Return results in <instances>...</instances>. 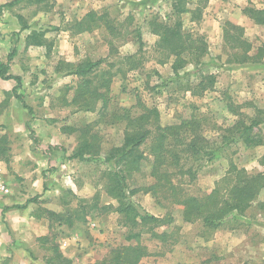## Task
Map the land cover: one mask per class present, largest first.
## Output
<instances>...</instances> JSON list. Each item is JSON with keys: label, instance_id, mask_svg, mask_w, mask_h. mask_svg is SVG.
I'll use <instances>...</instances> for the list:
<instances>
[{"label": "rangeland", "instance_id": "rangeland-1", "mask_svg": "<svg viewBox=\"0 0 264 264\" xmlns=\"http://www.w3.org/2000/svg\"><path fill=\"white\" fill-rule=\"evenodd\" d=\"M11 1L0 0V5ZM185 1L183 31L204 35L208 41L203 58L207 64L199 68L216 76L210 89L197 86L200 70L192 63L175 76L172 59L157 46L153 20L173 25L179 18L173 0H53L48 11L22 1L3 10L0 61H7L16 49L10 72L22 77L18 94L24 101L13 92L17 82L0 77V142L5 148L0 155V184L9 189L0 190V228H30L37 218L34 214L45 208L64 217H42L34 225L40 236L33 232L23 237L24 250L33 260L47 264L52 256L49 247L58 243L74 264H113L114 250L127 246L141 249L135 264H264V189L243 215L226 217L216 228L198 217L187 220L185 206L177 201L190 196L202 199L217 187L231 186L232 163L249 173L264 172L260 163L264 145H222L226 129L239 118L247 125L252 118L259 119L252 134L264 138V56L259 53L264 50V25L243 12L249 6L264 8V0ZM200 7L199 18L195 13ZM91 12L105 15L112 31L95 21L93 29L80 32L78 23ZM20 14L30 29L22 30ZM229 22L243 28V37L252 45L251 58L241 60L244 49L225 37ZM33 29L48 30L47 46L26 47ZM130 56L138 67L131 68ZM100 59L102 65L86 77L70 72L82 62ZM103 75L110 79L108 88L101 86ZM99 90L106 93V107ZM142 105L157 107L163 125L197 116L214 147H223L214 160L197 162L203 166L194 180L174 178L179 198H166V188L144 191L155 182L154 156L145 152L147 160L129 181V190H140L130 199L162 220L131 227L124 224L116 210L118 201L108 192L105 171L110 167L103 158L123 143L127 114H140ZM85 140L95 144V156L72 157ZM35 196L37 202L20 207ZM137 231L142 233L139 239H127ZM46 235L50 242L39 240ZM10 236L15 246L22 238L16 232Z\"/></svg>", "mask_w": 264, "mask_h": 264}, {"label": "trees", "instance_id": "trees-1", "mask_svg": "<svg viewBox=\"0 0 264 264\" xmlns=\"http://www.w3.org/2000/svg\"><path fill=\"white\" fill-rule=\"evenodd\" d=\"M25 1L31 5H35L38 10L48 11L51 9L53 0H13L11 2L0 5V17L3 10L7 7H13L16 4ZM175 15L179 17L172 25L169 22L153 20V32L159 36L157 46L166 51V56L172 59L171 67L175 76L180 75V71L189 63H192L195 68L199 69L200 82L202 90L213 88L216 83V76L213 74L204 73L200 66H205L207 63L203 60L208 53V41L204 35L196 33H185L183 31V21L181 15L188 11L185 0H173L172 3ZM203 8H199L195 13L199 18L202 15ZM243 12L249 16L254 22L264 25V8H256L254 6L245 7ZM22 25V30L30 29L24 15H18ZM95 21L99 24L105 23L108 30L113 29L110 22L106 21L105 15H98L96 12L89 13L84 21L78 23L79 31L93 29ZM235 29V31H232ZM47 29H33L26 37V47L30 46H47ZM242 27L227 23L225 28V37L235 40L234 47H242L244 54L241 60L251 58L249 52L252 48L251 43L246 40ZM260 56H264V50H260ZM16 55V49H13L7 58V61H0V77L4 80H15L17 82L13 89L14 94L18 99L23 100L22 95L18 94V89L22 86V77L10 72L11 61ZM131 68L138 67V61L133 57H128ZM240 60V61H241ZM104 62L103 59L98 61H85L74 68H71V73L86 77L92 73L98 66ZM197 69V70H198ZM190 72V71H189ZM197 73V72H195ZM109 78H102V87H109ZM89 82V81H87ZM196 86V87H197ZM190 88H194L191 83ZM189 88V89H190ZM104 92L99 90V99L104 98V107L107 106V99ZM236 112V111H235ZM237 114L238 113L237 111ZM129 119L123 143L112 147L104 155L103 161L109 165V169L105 171L109 178L108 192L118 201L116 210L122 216L124 224L136 227L138 225L147 226L158 223L162 219L155 215L143 211L140 206L131 201L130 197L137 193L140 189L134 188L129 190V181L133 178V171L139 170L148 154L154 156L153 161V184L143 187L144 191L158 192L166 188V198H179L173 180L175 177L189 176L191 180L197 177L200 166L197 164L200 159L212 161L217 156V153L223 146H229L237 142H242L248 147H256L264 145V138L253 135L252 132L261 121L257 118H252L250 125H247L242 118H239L235 125L226 129L222 136V147H214L210 139L204 134L201 119L197 116H192L189 119H184L179 123L163 125L161 123L160 111L157 107H149L142 105L141 113L131 116L127 114ZM146 148V151L143 149ZM97 150L95 144L85 140L83 144L72 155L74 158L85 159L86 154L95 156ZM101 152V143L99 140V156ZM5 153V148L0 142V155ZM260 163L264 166V155L260 159ZM231 186L228 188H216L213 192L202 199L195 196H190L184 199H178L185 206V215L187 220H193L195 217L201 218L205 224L211 227H218L226 217L238 219L239 215H243L252 205L253 201L259 196L264 189V172L249 173L245 168H239L235 164H231L229 174ZM38 196H35L20 206L27 208L30 203L37 202ZM103 208H111L105 205ZM4 208L3 211H5ZM46 214V216H45ZM37 218L49 217L51 220H62L64 217L50 209H41V212L34 214ZM194 216V217H193ZM193 217V219H192ZM141 231L128 234L127 239H139ZM163 236V235H162ZM43 242H50L49 236L40 237ZM52 256L47 257V264H74L71 259L63 255L58 243H53L49 247ZM140 248L138 246L126 248L121 247L114 250L113 264H135L140 256ZM207 264V263H203Z\"/></svg>", "mask_w": 264, "mask_h": 264}, {"label": "crops", "instance_id": "crops-1", "mask_svg": "<svg viewBox=\"0 0 264 264\" xmlns=\"http://www.w3.org/2000/svg\"><path fill=\"white\" fill-rule=\"evenodd\" d=\"M23 219H28V215H22ZM33 218V217H32ZM40 218L35 217L30 222L32 227L27 228L25 226L17 227L15 230L12 229H2L0 228V262L1 264H42L41 262H38L37 260H33L31 255L27 253L26 244L22 241L24 240L23 237L35 232V235L40 236L39 228L34 227V225L38 226L36 221H39ZM10 232H16V235L19 237H22L21 240H19L15 244H13V240L9 237ZM5 239V241H3ZM6 254V255H4ZM4 256V257H3ZM13 256V257H12Z\"/></svg>", "mask_w": 264, "mask_h": 264}, {"label": "built area", "instance_id": "built-area-1", "mask_svg": "<svg viewBox=\"0 0 264 264\" xmlns=\"http://www.w3.org/2000/svg\"><path fill=\"white\" fill-rule=\"evenodd\" d=\"M0 190L4 191V193H8L9 192V189L3 184H0Z\"/></svg>", "mask_w": 264, "mask_h": 264}]
</instances>
